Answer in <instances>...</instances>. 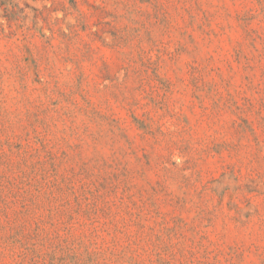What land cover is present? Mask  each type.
Listing matches in <instances>:
<instances>
[{"label": "rangeland", "instance_id": "rangeland-1", "mask_svg": "<svg viewBox=\"0 0 264 264\" xmlns=\"http://www.w3.org/2000/svg\"><path fill=\"white\" fill-rule=\"evenodd\" d=\"M0 264H264V0H0Z\"/></svg>", "mask_w": 264, "mask_h": 264}]
</instances>
